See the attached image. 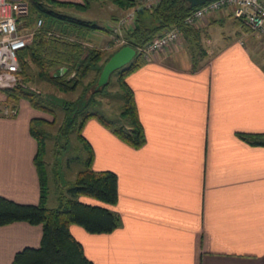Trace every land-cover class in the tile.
<instances>
[{"label": "crops", "instance_id": "crops-1", "mask_svg": "<svg viewBox=\"0 0 264 264\" xmlns=\"http://www.w3.org/2000/svg\"><path fill=\"white\" fill-rule=\"evenodd\" d=\"M215 24H229L227 41L213 35ZM199 29L205 51L195 66L182 41L125 78L145 141L132 148L101 134L115 145L106 150L112 166L93 168L116 174V202L105 206L119 224L107 233L68 227L93 264H264V145L236 135L264 141V38L224 10ZM2 96L0 107L10 105ZM15 108L14 116L0 113V196L34 204L36 142L28 126L40 116L18 101ZM81 134L93 163V141ZM40 235V225L24 221L0 226V264L37 247Z\"/></svg>", "mask_w": 264, "mask_h": 264}, {"label": "trees", "instance_id": "trees-1", "mask_svg": "<svg viewBox=\"0 0 264 264\" xmlns=\"http://www.w3.org/2000/svg\"><path fill=\"white\" fill-rule=\"evenodd\" d=\"M94 1H107L124 12H133L131 24L121 29V37L124 40L121 45L104 47L111 45L110 27L105 28L95 21L77 19L57 10L59 7L85 10L90 0L78 3L60 0H20L25 4V12L17 16L19 29L33 28L38 19L41 20V25L34 29L30 43L18 53L20 83L2 90L8 103L10 102V105H6L15 107L16 101L22 98L31 108L47 111L51 118L55 119L49 101L51 95L42 96L41 92L28 86L32 81L28 72L29 63L35 68L33 75L37 80L50 84L60 92H72L81 84L82 88L76 99H60L58 103L63 113L56 137L65 139L70 131H76L86 156L82 169L77 171L73 181H66L56 192V204L48 207L47 174L43 159L44 140L51 138L43 129L48 120L41 117L30 118L28 132L36 142L32 163L37 175L38 200L34 204L18 203L0 196V226L24 221L30 225H40L41 235L37 247H23L16 251L11 264H93L84 255L81 244L70 233L69 225H78L88 233H107L117 227L119 219L116 213L105 206L116 202V174L110 170H94L91 167L93 151L81 134L85 121L94 118L109 128L123 143L132 148H139L145 141L144 131L137 116L132 90L125 81L127 75L147 62L139 48L160 36L165 30L175 27L186 42L193 66L205 51L200 44V29L184 23L185 16L196 7H189L185 0H158L147 7L141 6L137 0ZM121 17L114 18L112 24ZM234 20L244 24L240 18ZM55 25L59 27L58 30L54 29ZM101 30L110 34L102 46L85 44L87 34ZM124 45L133 48L135 53L128 63L111 73L116 72L117 75L116 82L122 99L119 117L126 121V126H112L109 120L90 110V107L94 106L92 103L95 102L96 96L109 84L111 73L104 84L97 86L102 65L114 51ZM106 51L107 54H104ZM236 135L248 144L264 145L261 134L236 132ZM59 145L55 140L54 154L58 153ZM79 196L93 198L101 204L81 201Z\"/></svg>", "mask_w": 264, "mask_h": 264}, {"label": "rangeland", "instance_id": "rangeland-1", "mask_svg": "<svg viewBox=\"0 0 264 264\" xmlns=\"http://www.w3.org/2000/svg\"><path fill=\"white\" fill-rule=\"evenodd\" d=\"M77 1L82 2V0ZM57 10L77 19L95 21L98 25L105 28H109L114 21L113 19L124 12L107 1L94 0H90L89 6L85 10H79L74 7H59ZM126 12H128V10L124 13ZM124 13L121 16H123ZM201 25L202 21L196 27L201 28ZM54 29L58 30L59 27L55 25ZM209 29L213 32V35L222 37L219 39V42L227 41V39L223 37L228 33L229 24H215ZM229 35L230 34H227V36ZM109 36L110 34L106 30L93 31L87 34L86 40L90 41L91 44L93 43L94 45L102 46L105 41H107ZM182 41L183 40L180 35L179 42L182 44ZM104 54H107V51ZM182 54L185 56L187 54V50L182 51ZM34 71V66L29 63L28 72L32 76V81L28 83V86H30L33 90L41 92L42 96H45L46 94L51 95L49 96V101L53 108H50L53 109L55 115V119L53 120L49 112L34 108L31 109L34 112L32 115L40 116L48 120V122L43 125V129L51 135V138L44 140L45 149L43 159L45 161L44 168L47 174L48 186L46 205L48 207H53L56 204V192L66 181H73L77 171L82 169L83 159L86 156L84 148L77 139L76 131H70L65 139L62 137H56L57 128L61 123L63 113L58 103L60 102V99H76L81 91L82 85L80 84L72 92L69 91L63 93L55 89L50 84L37 80L33 75ZM116 76V72L111 73L109 84L106 85L96 96L95 102L92 103L94 106L90 107V110L98 112L104 118L109 120L112 126H126V121L119 117L122 99L116 82ZM0 94L6 98L5 93L2 90H0ZM3 96L2 98L4 99ZM17 101L19 104H25V106H29L22 98L18 99ZM89 122L90 123L86 128L84 125L81 133L85 134L86 137H91L93 141L95 158L91 164V167L94 169H99L102 167L112 166V161L110 156L106 153V150L108 148L115 149V145L109 138V135H107L109 138L107 140L101 138V134L105 133L106 135L107 133L111 135L112 132L109 128L103 126L94 118H90ZM55 140L57 141V144H60L57 148L59 151L56 154H54L53 149V143ZM78 198L81 200H84L85 198L89 200H95L86 196H79Z\"/></svg>", "mask_w": 264, "mask_h": 264}, {"label": "built area", "instance_id": "built-area-1", "mask_svg": "<svg viewBox=\"0 0 264 264\" xmlns=\"http://www.w3.org/2000/svg\"><path fill=\"white\" fill-rule=\"evenodd\" d=\"M137 1L141 6L147 7L158 0ZM223 10L229 12L234 18H240L253 34L264 38V3L260 0H208L186 15L184 23L198 26L206 16ZM23 12H25V4L20 0H0V90L20 83L18 53L30 43L34 29L41 25V20L38 19L33 28L19 29L17 16ZM132 13L128 11L110 26L111 45H104L105 48L116 47L124 43L121 29L131 24ZM179 41L180 32L172 27L140 47L139 50L143 57L150 61L158 52L178 44ZM0 113L3 116H14L16 108L3 105L0 107Z\"/></svg>", "mask_w": 264, "mask_h": 264}, {"label": "water", "instance_id": "water-1", "mask_svg": "<svg viewBox=\"0 0 264 264\" xmlns=\"http://www.w3.org/2000/svg\"><path fill=\"white\" fill-rule=\"evenodd\" d=\"M206 1L208 0H185L189 7L198 6ZM134 53V49L127 45L121 46L116 51H114L101 67L96 82L97 86L104 84L107 81L109 74L113 70L128 63L133 57Z\"/></svg>", "mask_w": 264, "mask_h": 264}]
</instances>
